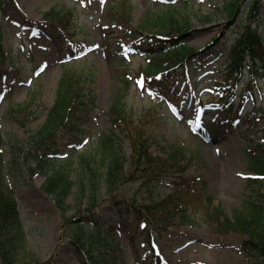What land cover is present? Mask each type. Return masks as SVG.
Listing matches in <instances>:
<instances>
[{
    "label": "rangeland",
    "instance_id": "374dc122",
    "mask_svg": "<svg viewBox=\"0 0 264 264\" xmlns=\"http://www.w3.org/2000/svg\"><path fill=\"white\" fill-rule=\"evenodd\" d=\"M230 1L11 0L1 4L7 58L0 65V152L3 176L15 193L27 251L41 260L50 259V264H155L143 246L149 237L167 264H256L237 248L243 236L213 232L195 209L179 211L175 224L167 229L144 230L114 215L103 202L102 188L93 211L83 212L81 205L73 203L74 195L68 196L72 207L62 217L52 198L41 190L45 176L30 175L33 160L27 154L68 68L79 79L91 80L86 86L93 89L96 106L82 122L79 143L63 130L55 138L58 154L53 164L68 169L71 180L82 166L81 156L93 157L98 137L115 131L106 111L119 94L133 118L147 116L146 131L157 140L151 147L154 154L163 155L177 145L185 147L186 156L194 152L184 161L188 167L183 174L203 184L212 204L226 216L240 209L246 196L264 192V176L258 178L259 186L247 182L252 171L246 154L263 138L259 130L264 127V115L259 112H264V79L251 93H246L243 81L231 102L227 94H212L227 69L226 50L245 24L256 25L264 38V0H238L232 16L225 10ZM122 2L124 9L118 15H128V23L112 24L111 7ZM51 9L71 14L70 32L43 19ZM171 10L178 18L189 19L183 40L199 54L176 72L148 80L144 74L151 62L147 44L158 29L157 16ZM208 16L210 21H204ZM29 103L31 116L15 115L13 111ZM202 107L212 108L205 117ZM252 113L254 124L247 121ZM120 139L128 154L127 141ZM177 173L161 178L160 196L172 190ZM71 190L74 194L76 186ZM78 216L89 227L87 254L67 243L65 220Z\"/></svg>",
    "mask_w": 264,
    "mask_h": 264
},
{
    "label": "trees",
    "instance_id": "16d2710c",
    "mask_svg": "<svg viewBox=\"0 0 264 264\" xmlns=\"http://www.w3.org/2000/svg\"><path fill=\"white\" fill-rule=\"evenodd\" d=\"M9 1L11 0H0V8L1 4ZM237 3L238 0H231L225 6L229 15L236 12ZM123 5L124 2L111 7L112 24L122 21L124 25L128 23V15L126 18L123 12L118 15L124 9ZM70 16V13L51 9L44 14L43 19L63 31L70 32ZM204 21H210V17H206ZM155 22L158 29L151 34L152 40L147 44L146 50L147 57L151 59L145 73L143 72L147 78L157 73H174L199 54L195 49L186 46L183 40V33L190 27L188 18L180 19L171 10L168 14L157 16ZM234 40L226 50L228 66L224 74L225 85H219L221 90L229 92L230 95L233 93L232 88L244 76H247L248 81L246 90L264 79V41L259 28L247 23ZM6 58L0 31V65L4 64ZM82 79L72 74L70 69H64L54 102L47 111L45 120L32 135L27 152L33 160L32 167H29L30 175L40 173L45 176L41 190L52 198L62 217L72 207L66 201L68 196L74 195L73 203L81 205L83 212L93 211L102 197V188L106 194L103 202L108 204L113 214L119 218L130 219L136 227L144 230L167 229L175 224V219L180 215L179 211L195 209L201 211L213 232L243 236L238 244L240 252L256 264H264V192L258 190L246 196L241 208L235 209L230 217L226 216L219 206L212 204V198L205 193L203 184L183 174L188 167L184 161L193 157L194 152L186 156L185 147L177 145L166 149L163 155L154 154L151 147L156 145L157 140L146 131L147 116L133 118L130 108L121 101L119 94L114 97L112 105L106 111L115 131L98 137L95 156H81L82 166L75 172V180L70 179L68 169L54 166L53 155L58 154L55 142L58 132H68L73 141L79 143L82 122L96 109L94 91L86 86L91 80L86 77ZM31 107V103L20 105L13 112L24 119L33 113ZM261 113L264 115V112ZM248 117L252 121L251 116ZM260 132L264 136V128ZM120 138L127 141L130 148L128 154L122 150ZM246 154L250 171L264 176V139L254 144ZM61 161L68 162V159ZM2 165L0 152V264H50V259L41 260L25 248L15 193L3 176ZM174 172H178L175 186L168 194L160 196L161 178L174 176ZM247 182L250 186H259L256 178H248ZM73 186L77 188L74 194L71 190ZM65 221L69 237L67 243L76 251L87 254L89 227L81 216ZM150 241L151 238L148 237L147 242L143 243L146 249L151 250Z\"/></svg>",
    "mask_w": 264,
    "mask_h": 264
},
{
    "label": "bare ground",
    "instance_id": "6f19581e",
    "mask_svg": "<svg viewBox=\"0 0 264 264\" xmlns=\"http://www.w3.org/2000/svg\"><path fill=\"white\" fill-rule=\"evenodd\" d=\"M209 150V149H208ZM226 176H229V173L228 172H225ZM228 179V178H227Z\"/></svg>",
    "mask_w": 264,
    "mask_h": 264
},
{
    "label": "snow or ice",
    "instance_id": "6c2138e0",
    "mask_svg": "<svg viewBox=\"0 0 264 264\" xmlns=\"http://www.w3.org/2000/svg\"><path fill=\"white\" fill-rule=\"evenodd\" d=\"M138 83H140V84H141V86H142V82H138Z\"/></svg>",
    "mask_w": 264,
    "mask_h": 264
}]
</instances>
